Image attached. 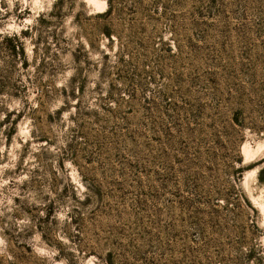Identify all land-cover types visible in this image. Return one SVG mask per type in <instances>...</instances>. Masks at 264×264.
Segmentation results:
<instances>
[{"label": "rangeland", "instance_id": "obj_1", "mask_svg": "<svg viewBox=\"0 0 264 264\" xmlns=\"http://www.w3.org/2000/svg\"><path fill=\"white\" fill-rule=\"evenodd\" d=\"M111 1L0 0V264H264V0Z\"/></svg>", "mask_w": 264, "mask_h": 264}, {"label": "trees", "instance_id": "obj_2", "mask_svg": "<svg viewBox=\"0 0 264 264\" xmlns=\"http://www.w3.org/2000/svg\"><path fill=\"white\" fill-rule=\"evenodd\" d=\"M108 1V4H109V6H108V9L105 11V13H103L102 15H97L95 18L96 19H105V18H108V17H110L111 15H112V12H113V6H112V1L111 0H107ZM60 5V1H59V3L58 4H56L55 6H54V9H56V7L57 6H59ZM108 35H109V33H107ZM16 41H18V38L17 37H13V38H5L4 39V41H3V43H5V44H7V45H11L12 43H14V42H16Z\"/></svg>", "mask_w": 264, "mask_h": 264}]
</instances>
